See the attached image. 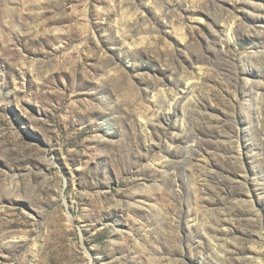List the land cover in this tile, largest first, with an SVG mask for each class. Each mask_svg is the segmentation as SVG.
<instances>
[{
    "label": "rangeland",
    "instance_id": "rangeland-1",
    "mask_svg": "<svg viewBox=\"0 0 264 264\" xmlns=\"http://www.w3.org/2000/svg\"><path fill=\"white\" fill-rule=\"evenodd\" d=\"M0 264H264V0H0Z\"/></svg>",
    "mask_w": 264,
    "mask_h": 264
}]
</instances>
